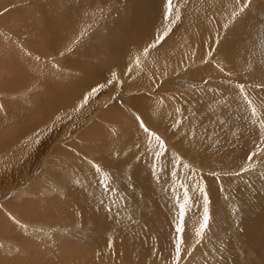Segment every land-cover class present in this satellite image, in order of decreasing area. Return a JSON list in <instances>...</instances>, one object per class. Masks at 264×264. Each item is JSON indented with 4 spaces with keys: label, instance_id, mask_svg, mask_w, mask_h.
Segmentation results:
<instances>
[{
    "label": "rangeland",
    "instance_id": "1",
    "mask_svg": "<svg viewBox=\"0 0 264 264\" xmlns=\"http://www.w3.org/2000/svg\"><path fill=\"white\" fill-rule=\"evenodd\" d=\"M52 1L53 2H51V0H0V39L3 42L8 41V44L6 43V48H14L15 51V54L8 56L0 51L3 55L2 61L5 55V57L13 58L12 62L16 60L18 65L19 63L21 64L20 66H24L25 62L29 61V63L32 64V70L35 69V74L40 76V78L31 85L22 86L23 84H19L17 81L13 80L15 79L16 73L12 64L10 68H13V74L5 71V66H1L2 61L0 59V79H2V81L5 79V84H0V166L2 163L5 165L0 168L5 167L6 170L7 168H12L10 172L7 173H5V168L3 173L0 169V177L1 180H6L3 179V177H7L8 173H12L13 175L11 178L7 177L6 181H0V217H2L3 222L8 221L7 225L9 227L0 232V264H43L44 262L45 264H59L60 261V264H62L65 258H68L67 261L70 262H65L64 264H172V258L174 256L173 242L176 238L174 229L179 223L178 206L180 203H183L181 198L185 190L182 185L187 186L193 204L189 206L184 218V252L180 264H264V255H261L264 254V249L259 253L257 251L258 249L249 243V241H256L264 246V152H261L258 157H254L255 171L242 172V168L247 166L245 157L251 151H259V149L264 146V129L260 128L258 118L251 116L244 101L235 106L228 101L220 99L221 88L219 89L218 87L219 85H232L236 88L239 83H244L246 84V90L249 91L248 94L250 98L254 103H258L257 105L259 106V102L257 101L261 98L257 99L256 96L254 97L253 90L257 91L258 88H256V84H261L263 82H245L239 79L240 82L238 83L237 76H234L233 70L227 68L228 64L225 62L227 66L223 67L224 61L221 58L217 59L216 44L209 42L211 38L208 40L209 37L214 36L212 32L206 34L207 38L203 35L205 38L202 36L203 40L200 38L198 41L199 43L204 41L206 47L198 46V42L196 41V48L191 51V56L199 52V58L202 56V59L200 58L199 61L200 63L197 62V64L194 63L190 65L186 63L187 65L184 64V67L181 65L175 69L170 67H167V69L166 66L157 68L152 65L150 67L151 64L149 65L148 63V67H146L147 64L145 66L144 64H140V69L143 68L142 66H144V68L142 71H139L144 75L142 78H139L141 81L136 79V83L141 82V89L137 87L139 83L135 85L131 83V85H133L131 86L128 76L122 77L123 79H119V76H117L115 84L109 83V78L106 79V75L100 78L98 76V78L88 77L79 66H74L71 63L78 59V61L88 64L86 61L88 59H82L80 55L69 54L66 49H63L66 45L65 41H62V44L61 42L59 43L58 46H61L60 50H55L51 47L52 45L49 47L48 38L43 37V34L34 35L32 37L36 32L35 27H32L34 22H40L41 20L39 18L44 19L41 16L43 15L46 17L45 13H51V10L52 13L60 12L63 14V9L61 8H64V13L66 14L67 7H69L68 5L72 0H69V2H66V0ZM75 1L77 2V0ZM232 1L236 3L235 0ZM253 1H256L255 6H252L255 11L251 10V12L257 16L256 18H261V21L263 19L264 24V16L259 17V10L263 9V5L260 0ZM259 1L260 3H258ZM184 2L185 5L187 3L188 8L185 10L186 12L183 13L184 15L182 14L183 17L181 21L175 25L172 32L161 44L163 47L161 48V46H158V48L152 50L151 53L156 51L161 57L164 48L169 50L174 47L178 48L179 43L180 45L182 44V42H180L182 41L181 39L180 41L178 40V42L176 40L174 43L171 42L174 40L175 33H183L188 30L187 36L198 34L196 30L198 27L195 21L199 13V15H204L207 12V16L206 14L205 16L210 20V22L207 23V27L213 28L211 30H216V36H218L220 42H222V38L224 40L225 37H228L227 35L229 34L227 33L232 31L233 27L237 26V24L235 25L237 20L243 18L246 14L242 13L236 18L235 22H233L230 18L226 19V16L221 19L222 17H219L217 13L215 15V12L209 9L211 4L208 3H211V0H184ZM54 4L56 7H54ZM117 6L116 11L124 9L123 6ZM236 7L237 4H235V8ZM207 8L209 10H207ZM111 10L112 9L109 8V11ZM124 11L126 10L124 9ZM187 11L190 12L187 13ZM209 11L213 13L211 14ZM101 13H107V10L99 8L98 10H87L81 15H74L70 8V13L68 12V15L71 18L73 17L72 23L76 25V21L79 20L78 16L88 14L90 15L88 20H90L93 16L98 18ZM211 15L214 17H211ZM81 18L84 19L85 17ZM101 18L102 17H99L97 20ZM132 19L133 15H130L129 19L128 16H125V24L128 25ZM92 21L93 20H91V22ZM61 23L65 24L64 22ZM94 23H96V21H93L90 25ZM224 23L225 25L230 23L229 27H225ZM164 25H166V23H164ZM182 25H189V27H182ZM108 26V29L113 28V24H109ZM80 31L75 32L72 42H82V35L85 30L82 32ZM195 31L196 33H194ZM79 32L81 34H79ZM101 32L103 33V31L99 30L94 34L98 35ZM76 38L79 40H76ZM106 38L107 37H103L101 39ZM74 39L76 41H74ZM218 39L215 38L214 40L218 41ZM257 40L258 43L255 50H257L256 52L258 53L261 52L259 57L263 59L264 38L257 37ZM196 42L193 41V44ZM33 44H38V46L34 47ZM88 44L89 43L84 45L83 49H88ZM180 45L179 48L182 47V45ZM93 46L96 55H98L97 53H102L104 55L105 60L98 62L104 69H107L110 60L107 51L100 44H93ZM171 46L174 47L171 48ZM258 46L262 48L260 49ZM210 48L212 49V59H209ZM87 51L91 52L92 50L90 49ZM81 52L82 51H80V54ZM139 55L136 54V56H133L139 58V60L141 57L142 60L144 54ZM78 56L80 58H78ZM126 57L128 61V55ZM145 57L149 59V61L151 60L148 56ZM145 57L143 60H145ZM177 57L180 58L176 59L180 61V64L182 61L184 62L185 57L182 56V54ZM147 61L148 60L143 62ZM3 64L4 63H2V65ZM207 64H209V66ZM170 65L173 67L171 63ZM217 66L220 68L222 66L224 73L221 72ZM128 67L129 64H126L123 69H116L114 74L118 75L117 73H121L123 70H126L128 73ZM202 67H204V69ZM2 69L5 71V75L4 72H1ZM205 69L218 71L222 76H219L220 74L218 75L217 72L218 76L207 74V72L205 73L202 71ZM167 70L170 73H166ZM225 71L228 74H226ZM193 73L199 74L200 78L191 76ZM63 74L65 77H63ZM96 79L99 80L97 81ZM143 79L147 80L145 81ZM209 79L214 80V82L215 80L218 81L216 83H210L208 82ZM77 80H85L86 82L91 80L93 82L97 81V84L95 82L92 83L94 86L99 85V83L105 85V87L98 92L104 95L102 94L99 97L96 96L97 93L95 96L88 99L87 105L84 104L83 107H79V109L75 110L71 115L67 113L68 115L64 117V120H68V122H65L66 126H63L59 135L53 137L47 135L48 137L46 136L43 138L38 136L37 133L31 132L29 128L35 124L42 126L49 123L50 126L55 127L61 123L57 122L61 120L60 116L57 117L54 112H50L49 110H46L47 113L45 114L40 111L39 106L44 103V107L47 109L48 104L45 102L47 99L46 95H48L56 85L66 81ZM2 81L0 80V83ZM10 81L14 84L13 87L6 86V83H10ZM149 81L150 83L148 84ZM39 82L40 84H38ZM196 83H199V85ZM110 85L114 86L112 91L109 90L112 89L109 88ZM16 86H18V88ZM3 87H5V89ZM133 88L135 91L132 90ZM10 89L14 90H11L13 94L9 91ZM20 90L25 93L22 91L20 92ZM142 95L144 97L146 96L147 102H152V117L145 114L143 116L140 114V116L138 114L139 110L135 115V113L127 109V112H125L127 113V117H124V121H130L129 126L136 125L132 126V128L129 127L131 131L129 128V130L119 128L117 129L119 131H112L111 135L113 137H110V139L107 138L108 140L104 139L112 143V146L115 144V146H113L115 150L109 151L110 155H106V157L104 150H97L96 148L95 154H84L85 152L83 153L82 150L85 149V146L93 142L90 130L92 126L89 124H104L105 108L113 109L115 106H118L119 104L115 101L120 103V107H122L121 103H124L123 101L126 102L128 100V102H130V98L133 97L132 99H134ZM98 97V100L104 98L102 101H107L108 103L106 102V105L112 104L108 107L103 103L102 106L101 103L98 104L96 101ZM239 98L243 100L242 95H240ZM121 100L122 102H120ZM238 107L241 109L239 108L238 110ZM95 108L97 109L95 110ZM242 108H245V110ZM133 110L135 111V109ZM228 110L234 113H230ZM235 112H240V114L236 113V116ZM229 113L233 117H231ZM217 114L219 116H217ZM128 115L131 116V118H129ZM137 115H139L143 121H147L146 124H150L148 128L150 127L149 129L151 131L156 132L163 139L167 146V152L159 148L158 142L155 139H152L151 142L148 143V137L138 126L137 120L134 119ZM42 116H44V119L40 122ZM90 116L91 118L88 122ZM122 117L123 116L120 115V118L113 123L117 124L121 122ZM151 119L157 120L158 123L156 122L157 124H154ZM238 121L240 122L238 123ZM131 123L135 124L131 125ZM136 126L139 129L135 128ZM107 129L111 132L109 127H107ZM128 131L129 133H126ZM48 132L49 128L47 127V134ZM7 133L10 134V142L13 145L12 148L7 145H2L9 143L7 140ZM17 133L22 136H27V139L30 140L26 142L32 140V146L38 148L36 151L38 153L37 157L34 153H30L32 151L35 152L30 148L24 154L25 159L20 161L27 165L31 162L29 168H25V164L21 167L22 164L17 161V157H20L23 152V146L21 147L20 145L25 142L23 139L19 140L18 143L11 140ZM40 139L42 140L40 141ZM70 140L72 142H70ZM104 142L100 141L101 144ZM235 144L237 145L236 147L234 146ZM76 145L79 147V153L74 151V147H77ZM239 145L243 148L241 149L242 151H240L243 155L239 152V154L237 153V151L240 150ZM15 147H20V149H15ZM233 147L234 149H232ZM88 149L94 150V147ZM234 150H237L236 153H234ZM61 151H64V153ZM228 151L235 155L237 154L236 156L245 157L236 158L230 155L231 153ZM13 153L16 155H13L12 159H8ZM154 153H160V155H154ZM205 153L209 156L212 155V157L209 159L206 158ZM83 156H85V158ZM89 159H91V161L93 160V162L88 163L90 161ZM14 162H16L17 165ZM69 162L72 164H69ZM93 164L99 165L101 172L97 173ZM83 165L84 168L82 167ZM79 167H81V169ZM103 167L109 172L103 169ZM110 169H112L111 172ZM233 172L234 174H232ZM237 172L241 174L237 175ZM75 173L77 174L75 175ZM213 173H215V175H213ZM17 174L21 176L19 175L18 177ZM71 174L74 176L73 179V176H70ZM78 174L80 175L77 176ZM87 175L89 178H84V176L86 177ZM137 175L140 178L138 181L135 179ZM105 182L110 184L111 191H105ZM54 186H56L57 189ZM200 189H204L207 192L211 214L208 231L206 230L204 233L203 241L197 236L203 215L201 207L203 205V193L199 191ZM214 192L217 198L213 197ZM230 197L231 199H229ZM51 199H56L57 201L55 202ZM50 200L51 202H49ZM229 200L231 201L229 202ZM52 201L54 203H52ZM21 204H29L30 207L28 209L30 211L22 209L20 206ZM90 204L93 205V208ZM258 205L263 208L260 209ZM94 209L100 210H96L99 213H94ZM24 211L30 212V214L25 216L26 212ZM64 214H66V216H64ZM84 214L85 216H83ZM47 215L49 217L53 216L54 218H49ZM93 215L102 216L104 219L110 216H112V218L116 217L117 219L110 218L113 220L111 221L113 225L104 224V228L102 229L101 227H103V225H95L96 223L93 220ZM55 217L57 218L56 221L54 220ZM83 218H85L86 221ZM17 221H19V224L16 223ZM260 228L263 229V236L259 235L262 234ZM254 233H258L257 235L259 237H257V235L256 237L259 238V240H257L256 237L254 238ZM252 234H254V236ZM205 237H207V241ZM216 240H218V243ZM62 244H64L63 246L65 247L67 245L72 249H78L76 253L72 252L74 259H72V253L71 255L67 254L61 257L59 253L57 255V247ZM213 245L216 247L215 250ZM72 246L76 247L73 248ZM39 247H41L42 250L38 249ZM50 248H53L51 249L52 251H48ZM41 251H47L50 252V254L54 253L55 256L49 254V257L42 258L38 256ZM44 257H46V255H44ZM59 257L60 259L58 261ZM50 258L52 260L51 262ZM53 258H56V260ZM61 258H63V261ZM69 258L72 260H69ZM261 259H263V261H261ZM48 260L50 263L47 262ZM53 260H55V262Z\"/></svg>",
    "mask_w": 264,
    "mask_h": 264
},
{
    "label": "bare ground",
    "instance_id": "2",
    "mask_svg": "<svg viewBox=\"0 0 264 264\" xmlns=\"http://www.w3.org/2000/svg\"><path fill=\"white\" fill-rule=\"evenodd\" d=\"M62 1V0H61ZM69 2V0H66V2ZM75 0H72L71 1V3L68 5L69 7H67V10H66V14L64 13L65 12V10H64V8H61V9H63V14H61L60 12H53L52 13V10H51V13H45L46 14V17L45 16H41V17H43L44 19H42V18H39L41 21L40 22H37V23H35L34 22V25L32 26L33 28L35 27V29H36V32L32 35V37L34 36V35H38V34H43V37H46V38H48V44H49V47H50V45H52L51 47H53V49H55V50H60V47L58 46L59 45V43L61 42V44H62V41H65V43H66V45L63 47V49L65 50H67L68 52H69V54H71V55H73V54H76V55H80V56H82L81 58L82 59H88L89 60V62H88V60H86L87 61V63L88 64H86V62H80V61H78V59L77 60H74V61H72L71 63H72V65H74V66H79L81 69H82V71H83V73H85V75H87L88 77H96V78H100V77H102V76H104V75H106L107 77H106V79L107 78H109L108 79V82L109 83H111V84H115V80H117L116 78H117V76H119V79H123L122 77H126V76H128L129 77V79H130V85H131V83L133 84V85H135V84H137V83H139V82H137L136 83V79H139V78H142V76L144 75L142 72H140L139 70H141L142 71V69L144 68V66L148 63L149 65H150V67L153 65V67H162V66H166V68L167 67H170V68H177V67H179V66H183L184 67V64H188L189 63V65L190 64H194V63H196L197 64V62L198 63H200L199 61H200V58L202 59V56L199 58V52L198 53H196V54H193L192 56H191V51L193 50V49H195L196 48V45L195 44H197V42L199 41V39L200 38H202V36L203 35H205V37L207 36L206 34L207 33H209V32H212V34H214V36L213 37H215V38H217L218 39V36H216V30L214 31V30H211V29H213V28H209V27H207V23H209L210 22V20H208L207 18H206V16H207V12L205 13L206 14V16H205V14L204 15H202V17H201V15H199V14H197V16H196V21H195V24H196V26L198 27V28H196V30H197V32H198V34H194V35H191V36H187V32H188V30L187 31H185V32H183V33H175V36H174V40H172L171 42L172 43H174L175 42V40L178 42V40L180 41V39L182 40V41H180V42H182V47L181 48H179V45H180V43H179V45H178V48H175L174 46H171V48L172 47H174L173 49H165L164 48V51H162V55H161V57H160V55H158L157 53H156V51H153L152 53H151V51L152 50H156V48L155 49H151L150 50V52H149V55H147L151 60L149 61V59H147L143 54H144V52H143V50L150 44V43H152V41L154 40V38H155V36H156V34L157 33H159V32H163L164 31V29H165V27H166V25H164V23H167V22H165L164 20H163V12H164V4H165V0H77V2L75 1ZM207 1H209V0H207ZM236 1V0H235ZM261 1V3H262V5H263V9H260L259 10V14H260V16L259 17H261V16H264V0H260ZM260 1L258 2V3H260ZM51 2H53L52 0H51ZM234 1H232V0H211V3H208V4H211L210 6L211 7H209V9H211L213 12H215V15H216V13H217V15H219V17L221 16L222 18L221 19H223L225 16H226V19L227 18H230V15H231V12L235 9V2L233 3ZM49 3V2H48ZM47 3V4H48ZM63 3V2H62ZM45 4V3H44ZM255 4H256V1H253L252 0V3H251V5H250V7L244 12V13H246L245 14V16L243 17V18H239L238 20H237V22L235 23V25L237 24V26L236 27H233L232 29V31H229L227 34H229V35H227L228 37H225L224 38V40H223V38H222V42H220V40L218 39V41H219V47L216 49L217 50V59L218 58H221L223 61H224V66L223 67H226L227 65H225V62L228 64V66H227V68L228 69H231V70H233V72H234V76H237L236 78L238 79V83L240 82V80H242V81H261V82H263L264 83V58L262 59V57H259L260 55H261V52L260 53H258V52H256L257 50H255V47L257 46V43H258V40H257V37H263L264 38V24H263V19H262V21L260 20L261 18H256L257 16H255V14H253V12H251V10H253V11H255L254 10V7L252 8V6L254 5L255 6ZM43 5V4H42ZM53 5V4H52ZM55 5V4H54ZM117 5H120V7L121 6H123L124 7V9L126 10V11H124V9L123 10H119V11H116L117 10V8L116 7H118ZM261 5V6H262ZM62 6V5H61ZM72 6V7H71ZM260 5L258 4V7H259ZM51 7V6H50ZM54 7H56V5L54 6ZM208 7V6H207ZM258 7H256V8H258ZM70 8H71V12L74 14V15H81L83 12H85V11H87V10H98L99 8H102V9H105V10H107V13H101V14H99V16H98V18L99 17H102L101 19H99V20H97L98 18H95L94 16V18L92 19L91 17V19L90 20H88V18H89V16L90 15H88V14H85V15H83V16H78V18H79V20L78 21H76V25H74L73 23H72V18L68 15V12L70 13ZM109 8L110 9H112L111 11H109ZM188 8V5H187V3H186V5H185V2H184V0H181V2H180V10L182 11V14L183 13H185L186 11V9ZM260 8V7H259ZM48 9V8H47ZM51 9V8H50ZM52 9H53V7H52ZM121 9V8H120ZM208 8H207V10H209ZM54 10V9H53ZM58 10V9H57ZM56 10V11H57ZM206 10V11H207ZM39 11V10H38ZM83 11V12H82ZM44 12V11H43ZM190 12V11H189ZM188 11H187V13H189ZM210 12V11H209ZM212 12V13H213ZM197 13V12H196ZM211 13V12H210ZM211 13V14H212ZM65 14V15H64ZM103 14V15H102ZM257 14V13H256ZM94 15V14H93ZM97 15V14H96ZM130 15H133V19H132V21L128 24V25H126L125 24V22H124V18H125V16H128V19L130 18ZM184 15V14H183ZM258 15V14H257ZM213 15H211V17H212ZM81 17H85L84 19H82ZM183 17V16H182ZM214 17V16H213ZM218 17V18H219ZM69 20H68V19ZM87 19V20H86ZM31 20V19H30ZM91 20H93V21H96V23H94V24H92V25H90V23H92L91 22ZM45 21V22H44ZM212 21V20H211ZM224 21V20H223ZM61 22H64L65 24H62ZM213 22V21H212ZM45 25H44V24ZM73 24V25H72ZM109 24H113V28L112 29H108V25ZM213 24H214V22H213ZM230 24V23H229ZM228 24V25H229ZM44 25V26H43ZM48 26V28H47V26ZM164 25V26H163ZM209 25V24H208ZM210 25H212V24H210ZM215 25V24H214ZM224 25H225V23H224ZM231 25H233V24H231ZM234 25V26H235ZM182 27H189V25H182ZM213 27V26H212ZM217 28V27H216ZM85 30V32H84V34L82 35V42H72V40H73V36H75V32H78V31H80V30ZM82 30V31H83ZM99 30H101V31H103V35L100 33V34H98V35H95L94 33L96 32V31H99ZM106 30V31H105ZM229 30V29H228ZM82 31H80V32H82ZM34 32V31H33ZM79 32V34H81ZM105 32H107V33H105ZM194 33H196V31L194 32ZM197 35H199V36H197ZM224 35H225V33H224ZM259 35H261V36H259ZM81 36V35H80ZM79 36V37H80ZM101 36V37H100ZM173 36V35H172ZM195 36H197V37H195ZM209 36H211V35H209ZM226 36V35H225ZM103 37H107L106 39H101V38H103ZM194 37H195V39H194ZM204 36H203V38H205ZM213 37H209L208 38V40L210 39L211 41H209V42H211V43H214L213 41H215L214 39L215 38H213ZM67 38H68V40H67ZM190 38H192V39H190ZM203 38H202V40H203ZM207 38V37H206ZM78 38H76V40H77ZM81 39V38H80ZM75 39H74V41H76ZM79 40V39H78ZM207 40V39H206ZM207 40V41H208ZM261 40V39H260ZM192 41V42H191ZM193 41L194 42H196V43H194L193 44ZM8 42V41H7ZM7 42H3L1 39H0V51L1 52H3V53H5L7 56L8 55H11V54H15V51H14V48L12 49V48H10V49H7L6 48V46H7ZM7 43V44H6ZM87 43H89L88 44V49L86 48V49H83V46L84 45H86ZM167 43H169V42H167ZM93 44H100V45H102L103 47H104V49L107 51V54H108V56H109V62H108V68L107 69H104L102 66H101V64L98 62V61H101V60H105V57H104V55L102 54V53H97L98 55H96L95 54V50H94V46H93ZM215 44V43H214ZM263 44V43H262ZM34 45V47L35 46H38V44H33ZM167 45V44H166ZM180 45V46H181ZM198 46H201V47H206L205 46V44H204V41L202 42H198V44H197ZM63 46V45H62ZM161 46V45H160ZM165 46V45H164ZM263 46V45H262ZM44 47V46H43ZM163 46H161V48H162ZM260 46H258V48H259ZM158 48V47H157ZM166 48H167V46H166ZM262 47H260V49H261ZM36 49V48H35ZM39 49H42V48H39ZM92 50L91 52L90 51H87V50ZM97 49V48H96ZM17 50V49H16ZM37 50V49H36ZM72 50H74V51H72ZM84 50V51H83ZM206 50V49H205ZM19 51V50H18ZM78 51V52H77ZM80 51H82L81 52V54H80ZM203 51H204V49H203ZM202 51V52H203ZM0 52V53H1ZM132 52V53H131ZM158 52V51H157ZM54 53H55V51H54ZM161 53V52H160ZM258 53V54H257ZM51 54V53H50ZM49 54V55H50ZM68 54V55H69ZM136 54H142L143 55V58L145 57V60H143V58H142V60H141V57H140V64L141 65H143L144 64V66H142L143 68L142 69H140V67L139 66H141L140 64H139V66H137L136 65V63H135V59H137V57H135L136 56ZM182 54V56H184L185 57V59H184V62L182 61L181 62V64L179 63L180 61H177L176 59H178L179 57H177L178 55H181ZM5 55V56H6ZM20 55V54H19ZM128 55V61H127V56ZM133 55H135V56H133ZM201 55H202V53H201ZM4 56V59H3V61H2V58H3V55H2V53L0 54V59H1V61H2V63H4L3 65H2V63H1V66L2 67H4L5 66V71H8V72H10V73H12L13 71V68L15 69V73H16V76H15V79H13L14 81H17L19 84H23L22 86H24V85H31L34 81L36 82L37 81V79H39L40 78V76L39 75H37V74H35V69H33L32 70V64H30L29 63V61L28 62H25V64H24V66H20L21 64L19 63V65L17 64V62H16V60H14L13 62H12V60H13V58H8V57H5ZM14 56V55H13ZM16 56V55H15ZM51 56V55H50ZM54 56V55H53ZM139 56H141V55H139ZM138 56V57H139ZM16 57H18V56H16ZM39 57V56H38ZM9 60H8V59ZM78 58H80L79 56H78ZM162 58V59H161ZM75 59V58H74ZM180 59V58H179ZM45 60V59H44ZM49 60H50V57H49ZM56 60V59H55ZM80 60V59H79ZM146 60H148L147 62H143V61H146ZM182 60V59H181ZM53 61V60H52ZM127 61V62H126ZM215 61V60H214ZM12 62V63H11ZM80 62V63H79ZM161 62V63H160ZM218 62V61H217ZM222 62V61H221ZM23 63V62H22ZM170 63L173 65V67H171V65H170ZM204 63V62H203ZM11 64H12V66H13V68H10V66H11ZM55 64H56V62H55ZM63 64H65V63H63ZM70 64V63H69ZM126 64H129V67L131 66V72H126V70H123L121 73H117L118 75H115L114 74V71L116 70V69H123L125 66H126ZM135 64V65H134ZM148 64L146 65V67H148ZM186 64V65H187ZM222 64V63H221ZM222 64V65H223ZM71 65V64H70ZM178 65V66H177ZM208 66H209V64H207ZM213 65V64H212ZM6 66H8V67H6ZM128 67V68H129ZM149 67V68H150ZM197 67V66H196ZM205 67V66H204ZM204 67H202L203 69H204ZM222 67V66H221ZM222 67V68H223ZM156 68V69H157ZM192 68H194V67H192ZM220 68V67H219ZM4 69V68H3ZM3 69L1 70V72H4V75H5V71H3ZM63 69V68H62ZM76 69V68H75ZM148 69V68H147ZM152 69V68H151ZM153 69H155V68H153ZM168 69V68H167ZM227 69V70H228ZM160 70V69H159ZM162 70V69H161ZM166 70V69H165ZM179 70V69H178ZM182 70V69H181ZM185 70V69H184ZM216 70V69H215ZM226 70V69H225ZM47 71V70H46ZM81 71V70H80ZM183 71V70H182ZM202 71H204L205 73L207 72V74H214V75H217V73H218V75L220 74L218 71H213L212 69H205V70H202ZM57 72V71H56ZM164 72V71H163ZM170 73L168 70L166 71V73ZM199 72H201V71H199ZM217 72V73H216ZM226 72V71H225ZM7 73V72H6ZM53 73V72H52ZM72 73V72H71ZM80 73V72H79ZM204 73V74H205ZM224 73V72H223ZM222 73V74H223ZM1 74H3V73H1ZM9 74V73H8ZM13 74V73H12ZM57 74V73H56ZM146 74V73H145ZM191 74H192V72H191ZM190 74V75H191ZM226 74H228L227 72H226ZM233 74V73H232ZM7 75V74H6ZM53 75V74H52ZM64 75V74H63ZM63 75H61V76H63ZM217 75V76H218ZM13 76V75H12ZM57 76V75H56ZM98 76V77H97ZM191 76H197V77H199L200 75L198 74H196V73H193V75H191ZM219 76H222L221 74L219 75ZM54 77V76H53ZM63 77H65V75L63 76ZM228 77H229V75H228ZM7 78V77H6ZM14 78V77H13ZM43 78V77H42ZM144 78H145V76H144ZM200 78V77H199ZM209 78V77H208ZM125 79H127V78H125ZM221 79V78H220ZM240 79V80H239ZM1 81H2V79H0ZM5 80V79H4ZM2 81L0 84H5L4 82L5 81ZM8 80V79H7ZM13 80H12V82H13ZM42 80V79H41ZM52 80V79H51ZM50 80V81H51ZM80 80V79H79ZM79 80H77V81H66V82H62L61 84H58V85H56L54 88H53V90L51 91V92H49V94L48 95H46L47 96V99L45 100V102H47V104H48V107H47V109H46V107H44V103L41 105V106H39L40 107V111L41 112H44L45 114L47 113L46 112V110H49L50 112H54L55 114H56V116L58 117V116H60L61 117V120H58L57 122L59 123V122H61V123H59L57 126H55V127H52V126H50V124L49 123H47V124H45V125H42V126H40V125H38V124H35V125H32L29 129L31 130V132H33V133H37L38 134V136H40V137H43V138H45L47 135L48 136H56V135H59L60 134V131H61V129L63 128V126L65 125L66 126V123L68 122V120H64L65 118V116H67L68 114L69 115H71V114H73L74 112H75V110H78L79 109V107H80V105H81V103L83 102V100H84V98H85V96L91 91V89H93V88H95V87H97L96 85L94 86L92 83H96L97 81H89V82H86L85 80H82V81H79ZM140 80V79H139ZM143 80H147V79H143ZM9 81V80H8ZM53 81V80H52ZM58 81V80H57ZM102 81V80H101ZM138 81V80H137ZM141 81V80H140ZM218 81V80H217ZM216 80H215V82H214V80H211V79H209L208 80V82H210V83H216L217 82ZM41 82V81H40ZM40 82L38 83V84H40ZM100 82V81H99ZM98 82V83H99ZM104 82V81H103ZM121 82V81H120ZM125 82V81H124ZM135 82V83H134ZM142 82H144V81H142ZM198 82V81H197ZM228 82V81H227ZM235 82V81H234ZM42 83V82H41ZM45 83V82H44ZM53 83V82H52ZM141 83V82H140ZM137 84V87L139 88V89H141V84ZM145 83V82H144ZM150 83V81L148 82V84ZM2 84V85H3ZM15 84H16V82H15ZM35 84V83H34ZM97 84V83H96ZM107 84V83H106ZM143 84V83H142ZM146 84V83H145ZM196 84H198L199 85V83H196ZM221 84V83H220ZM235 84V83H234ZM233 84V85H234ZM240 84V83H239ZM251 84V83H250ZM252 84H254V83H252ZM10 86V87H13V83H11V81H10V83H6V86ZM41 85H43V84H41ZM99 85H101L100 83H99ZM133 85H131V86H133ZM207 85V84H206ZM214 85V84H213ZM224 85V84H223ZM246 85V84H245ZM257 85V84H256ZM5 86V85H4ZM34 86V85H33ZM39 86V85H38ZM127 86H129V85H127ZM140 86V87H139ZM215 86V85H214ZM17 88H18V86H16ZM21 87V86H20ZM32 87V86H31ZM35 87H37V86H35ZM45 87V86H44ZM147 87V86H146ZM199 87V86H198ZM201 87V86H200ZM216 87V86H215ZM219 87V89L221 88V97H220V99H222V100H225V101H228L229 103H231V104H233V105H235L236 106V104H240V103H242L243 102V100H241L239 97H240V95H242V93L240 92V90L236 87H234V86H232V85H228V86H222V85H219L218 86ZM4 89H5V87H3ZM17 88H14V89H17ZM43 88V87H42ZM109 88H112V89H109ZM109 90H113L114 89V86L113 85H110L109 86ZM129 88V87H128ZM127 88V89H128ZM135 88V87H134ZM134 88L132 89V90H134ZM24 89H26V88H24ZM37 89V88H36ZM49 89V88H48ZM124 89V88H123ZM136 89V88H135ZM202 89V88H201ZM218 89V88H217ZM217 89H214V90H217ZM256 89V88H255ZM14 91L13 89H10L9 91ZM27 90V89H26ZM25 90V91H26ZM109 90H107V91H109ZM130 90V89H129ZM137 90V89H136ZM146 90V89H145ZM11 91V92H12ZM22 90H20V92H21ZM48 91V90H47ZM135 91V90H134ZM247 91V90H246ZM22 92H24V91H22ZM104 92H106V91H104ZM114 92V91H113ZM140 92V91H139ZM220 92V91H219ZM247 92H249V91H247ZM19 93V92H18ZM25 93V92H24ZM217 93H218V91H217ZM12 94H13V92H12ZM103 94V93H102ZM101 93H98L96 96H101L102 95ZM107 94V93H106ZM113 94V93H112ZM6 95V94H5ZM8 95V94H7ZM26 95V94H25ZM104 95V94H103ZM114 95V94H113ZM250 95H251V93H250ZM253 95H254V97L256 96V98L257 99H260V98H264V90H257V91H254L253 90ZM16 96V95H15ZM220 96V95H219ZM99 97L96 99V101L98 102V104H100L101 103V105L103 106V103L105 104L107 101H102V100H104V98H102L101 100H98L99 99ZM109 97V96H108ZM135 97V96H134ZM146 97V96H145ZM143 95L141 96V97H138V98H134V99H132V98H130L129 99V101L130 102H128V100L125 102V101H123L124 103H121L122 105V107H120V103H118L117 101H115L117 104H119L118 106H115L113 109H108V108H105L106 110L104 111V124H99L98 125V123L97 124H95V123H92V124H89V125H91L92 127L90 128V130H91V136H92V138H93V142L91 143V144H89L88 146H85V149L84 150H82L83 151V153L84 154H95V148L97 149V150H99V149H101V150H104L105 152V157H106V155H110L109 153V151H113V150H115V148L113 147V146H115V144L112 146V143H109V142H107V141H105L104 139H110V137H113L112 135H111V133H112V131H119V130H117V129H119V128H122V129H124V130H129L130 128L129 127H131L132 128V126H135L136 124L135 123H131V125L132 124H135V125H132V126H129L130 125V121L128 122V120L127 121H124L125 119H124V117L126 118L127 117V113H125V112H127V109L128 110H130V111H132V113H135V115L137 114V111L139 110V115L140 114H142V116L145 114V115H147V116H149V117H152V112H151V110H152V102H147V98H145ZM211 97H212V95H211ZM27 98V97H26ZM107 98V97H106ZM115 98H117V97H115ZM127 98V97H126ZM94 99V100H95ZM111 99V98H110ZM132 99V100H131ZM206 99H208V98H206ZM118 100H120V99H118ZM150 101V100H149ZM90 102V101H89ZM109 102H110V100H109ZM114 102V103H115ZM120 102H122V100L120 101ZM257 102H259V101H257ZM108 103V102H107ZM111 103V102H110ZM222 103V102H221ZM8 104V103H7ZM11 104V103H10ZM87 104H88V102H87ZM86 104V105H87ZM96 104V103H95ZM112 104V103H111ZM111 104H108V105H106L105 104V106H110ZM245 104V103H244ZM243 104V105H244ZM258 104V103H257ZM16 105V104H15ZM28 105V104H27ZM126 105V106H125ZM134 107H133V106ZM230 105V104H229ZM24 106V105H23ZM226 106V105H225ZM242 106V105H241ZM246 106V105H245ZM244 106V107H245ZM22 107V106H21ZM27 107V106H26ZM31 107V106H30ZM224 107V106H223ZM228 107V106H227ZM43 108H44V111H43ZM136 108H137V110H136ZM233 108V107H232ZM236 108V107H235ZM239 108L240 107H238V110H239ZM6 109V108H5ZM97 108H95V110H96ZM125 109V110H124ZM133 109H135V111L133 110ZM223 109V108H222ZM234 109V108H233ZM241 109V108H240ZM242 109H244L245 110V108H242ZM236 110V109H235ZM3 111V110H2ZM149 111V112H148ZM224 111V110H223ZM228 111H230V110H228ZM231 111H232V109H231ZM230 111V113H234V112H231ZM234 111V110H233ZM33 112V111H32ZM97 112V111H96ZM68 113V114H67ZM95 113V112H94ZM230 113H229V115H230ZM236 113H238V114H240V112H235V115H236ZM24 114V113H23ZM27 114V113H26ZM44 114V115H45ZM66 114V115H65ZM116 114H120V115H122L123 117L121 118V122H118L117 124H115V123H113V122H115L116 120H118L119 118H120V115H116ZM221 114V113H220ZM227 114V113H226ZM37 115V114H36ZM35 115V116H36ZM94 115V114H93ZM93 115H91V116H93ZM134 115V114H133ZM214 115V114H213ZM225 115V114H224ZM234 115V116H235ZM91 116L88 118V122L90 121V118H91ZM129 116V115H128ZM141 116V115H140ZM215 116V115H214ZM213 116V117H214ZM217 116H219L218 114H217ZM226 116V115H225ZM231 116V115H230ZM237 116V115H236ZM235 116V117H236ZM231 117H233V116H231ZM129 118H131V116H129ZM133 118V117H132ZM237 118V117H236ZM43 119H44V116H42L41 117V121L40 122H42L43 121ZM128 119V118H127ZM134 119H136V118H134ZM134 119H133V121H134ZM163 119H165V118H163ZM229 119V118H228ZM111 120H112V122H111ZM235 120V119H234ZM67 121V122H66ZM151 121L152 122H154V124L157 122V120L155 121V120H152L151 119ZM228 121V120H227ZM39 122V123H40ZM66 122V123H65ZM137 122V121H136ZM147 122V121H146ZM146 122L144 121V123L146 124ZM240 121H238V123H239ZM158 123V122H157ZM156 123V124H157ZM138 124V123H137ZM147 126L149 125L150 126V124L148 123V124H146ZM162 125V124H161ZM138 126H139V124H138ZM34 127H36V128H34ZM47 127L49 128V132H48V134H47ZM107 127H109V129H110V131L111 132H109V130L107 129ZM129 128V129H128ZM135 128H137V126L135 127ZM150 128V127H149ZM246 128V127H245ZM38 129V130H37ZM137 129H139V128H137ZM121 130V129H120ZM8 131V130H7ZM64 131V130H63ZM130 131H131V129H130ZM143 131V130H142ZM133 132V131H132ZM126 133H129V131L128 132H126ZM134 133V132H133ZM140 133V132H139ZM142 133V132H141ZM8 134V133H7ZM75 134V133H74ZM47 136V137H48ZM84 136V135H83ZM143 136V135H142ZM117 137V136H116ZM24 140L25 142H23V143H21V147L23 146V152H22V155L20 156V157H17V161H21V160H23V159H25L24 158V154L26 153V151L28 150V149H32V150H34L35 152H33L32 150V152H30V153H34L35 155H36V157H37V155H38V153L36 152L37 150H38V148L37 147H34V146H32V140L30 141V142H26L27 140H30V139H27V136H22V135H20V134H16L15 136H13L12 138H11V140L12 141H15V142H17L18 143V141L19 140ZM49 139V138H48ZM107 139V140H108ZM118 139V138H117ZM116 139V140H117ZM120 139V138H119ZM7 140H8V144H2V145H7V146H9V147H13V145H12V143L10 142V134H8V138H7ZM42 139H40V141H41ZM61 140V139H60ZM112 140V139H111ZM113 140H114V138H113ZM115 140V141H116ZM144 140V139H143ZM6 141V140H5ZM58 141V140H57ZM100 141L101 142H104V143H100ZM70 142H72L71 140H70ZM75 142V141H74ZM107 142V143H106ZM113 142V141H112ZM114 143V142H113ZM116 143V142H115ZM240 143V142H239ZM246 143V142H245ZM35 144V143H34ZM94 144H96V145H94ZM124 144V143H123ZM172 145V144H171ZM240 145H241V143H240ZM239 145V148H240V150L239 151H237V150H234L235 152L234 153H236V151H237V153L239 152L240 153V151H242L241 149H243L241 146ZM244 145V144H243ZM252 145V144H251ZM77 146V145H76ZM235 147L237 146L236 144L234 145ZM42 147V146H41ZM94 147V150H90V149H88V148H93ZM232 147V146H231ZM78 146L77 147H74V151L75 152H77V153H79V151H78ZM15 149H20V147H15ZM67 149V148H66ZM232 149H234V147L232 148ZM170 150V149H169ZM172 150V149H171ZM61 152H63L64 153V151H61ZM102 152V151H101ZM228 152H230V151H228ZM210 153V152H209ZM231 153V152H230ZM238 153V154H239ZM102 154V153H101ZM241 155H243L242 154V152L240 153ZM13 155H16L15 153H13V154H11L9 157H8V159H12V157H13ZM79 155V154H78ZM104 155V154H103ZM113 155V154H112ZM230 155H232V156H235L236 158H241V157H245V156H236L235 154H233V153H231ZM65 156V155H64ZM68 156V155H67ZM72 156V155H71ZM70 156V157H71ZM86 156V155H85ZM85 156H83L84 158H85ZM231 156V157H232ZM27 157V156H26ZM205 157L206 158H211L212 157V155L211 156H209V155H207L206 153H205ZM230 158V157H229ZM7 159V160H8ZM28 159V158H27ZM71 159H73V158H71ZM77 159V158H76ZM30 160V159H29ZM90 161L89 162H93V160L91 161V159H89ZM242 160V159H241ZM67 161H69V160H67ZM6 162V161H5ZM28 162V161H27ZM77 162H79V161H77ZM88 162V163H89ZM15 164H16V162H14ZM21 163V162H20ZM71 162H69V164H70ZM81 163V162H80ZM83 163H85V162H83ZM11 164H12V161H11ZM22 165H21V167L24 165V167L26 168V167H30L31 166V162L30 163H28V165L26 164V163H21ZM65 164V163H64ZM63 164V165H64ZM72 164V163H71ZM75 164V163H74ZM86 164V163H85ZM128 164V163H127ZM5 165V164H4ZM3 165V163H2V165L0 166V167H3L4 166ZM17 165V164H16ZM32 165H33V163H32ZM53 165V164H52ZM82 165V164H81ZM65 166V165H64ZM119 166V165H118ZM7 167V166H6ZM18 167V166H17ZM61 167V166H60ZM83 168H84V165L82 166ZM107 167V166H106ZM5 168V167H4ZM4 168H0L1 169V171H2V173L4 172ZM24 168V169H25ZM64 168V167H63ZM73 168V167H72ZM80 169H81V167H79ZM85 168H87V167H85ZM108 168V167H107ZM12 168H7V170H6V168H5V173H7V172H10V170H11ZM103 169H105V170H107L105 167H103ZM120 169V168H119ZM84 170H86V169H84ZM104 170V172L106 173V171ZM108 170H109V168H108ZM107 170V172H109ZM111 170L112 169H110V172H111ZM140 170V169H139ZM18 171H20V170H18ZM23 171H25V170H23ZM22 171V172H23ZM30 171V170H29ZM21 172V171H20ZM28 172V171H27ZM257 172V171H256ZM259 172V171H258ZM25 173V172H24ZM67 173V172H66ZM74 173V172H73ZM90 173V172H89ZM94 173V172H93ZM228 173V172H227ZM21 174V173H20ZM19 174V175H20ZM41 174V173H40ZM77 173H75V175H76ZM232 174H234V172L232 173ZM18 175V174H17ZM19 175H18V177H19ZM25 175H26V173H25ZM58 175V174H57ZM80 174H78L77 176H79ZM85 175V174H84ZM11 176H13L12 175V173H8L7 174V177H9V178H11ZM21 176V175H20ZM70 176H73L72 174L70 175ZM235 176V175H234ZM7 177H3V179H6L7 180ZM80 177H82V176H80ZM88 177V175L85 177L84 176V178H87ZM74 178V176L72 177V179ZM84 178H82V179H84ZM89 178V177H88ZM81 179V178H80ZM137 181L138 180H140V178L138 177V175H137V177L135 178ZM150 179V178H149ZM148 179V180H149ZM6 180H1V177H0V181L1 182H3V181H6ZM78 180V179H77ZM89 180V179H88ZM91 180V179H90ZM143 180V179H142ZM45 181V180H44ZM210 181V180H209ZM225 181V180H224ZM145 182V181H144ZM49 183V182H48ZM215 185V184H214ZM71 186V185H70ZM55 188H56V186H54ZM18 189V188H17ZM27 189V188H26ZM57 189V188H56ZM60 189V188H59ZM235 191V190H234ZM21 192V191H20ZM26 193V192H25ZM62 193H64V192H62ZM19 194V193H18ZM17 194V195H18ZM58 194V193H57ZM56 194V195H57ZM65 194H66V192H65ZM213 197H215V198H217V195H216V193L214 192V194H213ZM229 199H231V197L229 198ZM51 200H53V201H57L56 199H51ZM51 200L49 201V202H51ZM52 201V203H54ZM231 200H229V202H230ZM59 202V201H58ZM51 203V204H52ZM91 205V204H90ZM21 207H22V209H25L26 211H30L28 208L30 207V205L29 204H27V205H25V204H21L20 205ZM48 206H50V205H48ZM66 206V205H65ZM259 206V205H258ZM91 207L93 208V205H91ZM260 207V209H262L261 208V206H259ZM231 208V207H230ZM51 209V208H50ZM228 209V208H227ZM259 209V210H260ZM97 211H100V210H98V209H96ZM95 209H94V213L95 212H97ZM26 211H24V212H26ZM49 211V210H48ZM51 211V210H50ZM54 211V210H53ZM52 211V212H53ZM56 211V210H55ZM65 211V210H64ZM263 211H264V208H263ZM57 212V211H56ZM59 212V211H58ZM67 212V211H66ZM227 212V211H226ZM45 213H47V212H45ZM84 213V212H83ZM97 213H99V212H97ZM260 213V212H259ZM30 214V212H26L25 213V216H27V215H29ZM66 214H68V213H66ZM66 214H64V216H66ZM48 216V215H47ZM60 216H62V215H60ZM83 216H85V214L83 215ZM49 217V216H48ZM53 217V216H52ZM52 217H49V218H52ZM68 217V216H67ZM69 217L71 218V216L69 215ZM93 217V220H94V222L96 223L95 225H97V226H99V225H103V227H101L102 229L104 228V224H111V225H113L112 224V222L111 221H113V220H111V219H113V218H116V217H113L112 218V216H110L109 218H103L102 216H99V215H93L92 216ZM14 218V217H13ZM48 218V219H49ZM54 218V217H53ZM65 218V217H64ZM111 218V219H110ZM84 220H85V218H83ZM89 219V218H88ZM117 219V218H116ZM257 219V218H256ZM259 219V218H258ZM55 221L57 220V218L55 217V219H54ZM62 220V219H61ZM52 221V220H51ZM86 221V220H85ZM88 221V220H87ZM7 222L8 221H6V222H3L2 221V217H0V232H2V230L3 229H5L6 230V228L8 227V225H7ZM117 222V221H116ZM256 222V221H255ZM254 222V223H255ZM259 222V221H258ZM262 222V221H261ZM115 223V222H114ZM2 224V225H1ZM51 224H52V222H51ZM48 225V224H47ZM254 225V224H253ZM257 225V224H256ZM264 225V224H263ZM259 227V226H258ZM261 227H263V226H261ZM9 228V227H8ZM10 228H11V226H10ZM46 228V227H45ZM255 228V227H254ZM257 229V228H256ZM261 229V228H260ZM264 229V228H263ZM263 229H261V233L262 234H259V235H261V236H263V232H262V230ZM208 231V230H207ZM14 232V231H13ZM258 233H259V231H258ZM257 233V234H258ZM255 234V233H254ZM254 234H252L253 236H254ZM257 234H255V236H254V238L256 237V235ZM251 235V236H252ZM251 236H249V237H251ZM204 237V236H203ZM257 237H259L258 235H257ZM256 237V238H257ZM206 238V241H207V237H205ZM214 238V237H213ZM252 238V237H251ZM262 238V237H261ZM195 239V238H194ZM210 239V238H209ZM208 239V240H209ZM253 239V238H252ZM215 240V239H214ZM238 240V239H237ZM254 240V239H253ZM257 240H259V238H257ZM203 241V240H202ZM217 241V243H218V240H216ZM215 241V242H216ZM5 242V241H4ZM198 242V241H197ZM196 242V243H197ZM252 242V243H251ZM249 241V243L252 245V246H255L256 247V249H258L257 251L260 253V251L261 250H263L264 249V246H262V245H260L259 243H257L256 241ZM194 244V243H193ZM64 244H62V245H60L59 247H57L58 249V251H57V255H58V253H59V256L61 257V256H63V255H67V254H70L71 255V253L72 252H75L76 253V251H78V249L77 250H75V249H72V248H70L69 246H67L66 245V247L65 246H63ZM70 245V244H69ZM73 245V244H72ZM196 245V244H195ZM197 245H199V244H197ZM202 245V244H201ZM211 245V244H210ZM241 245V244H240ZM247 245H249V244H247ZM214 247V250H215V245H213ZM38 247V246H37ZM73 248H75L76 246H72ZM205 247V246H204ZM219 247V246H218ZM81 248V247H80ZM212 248V249H213ZM38 249H41V247H39ZM51 249H53V248H50V250L48 249V251H52ZM250 249V248H249ZM252 249V248H251ZM42 250V249H41ZM47 250V249H46ZM74 250V251H73ZM80 250H82V249H80ZM84 250V249H83ZM240 250H241V248H240ZM197 251H199V250H197ZM201 251V250H200ZM253 251V250H252ZM256 251V250H255ZM85 252H86V250H85ZM167 252V251H166ZM165 252V253H166ZM39 253V252H38ZM87 253V252H86ZM250 253V252H249ZM253 253H255V252H253ZM257 253V252H256ZM50 252H47V251H45V252H40L39 253V255L38 256H40V257H42V258H47V257H49L50 255H53V256H55L54 255V253L52 254H50ZM61 254V255H60ZM44 255H46V257H44ZM56 255V256H57ZM75 255V254H74ZM258 255V254H257ZM260 255V254H259ZM261 255H264V254H261ZM37 256V257H38ZM72 259H74V257H73V253H72ZM256 256V255H255ZM33 257V256H32ZM60 257L58 258V261H59V259H60ZM68 257V256H67ZM261 257V256H260ZM212 258V257H211ZM249 258V257H248ZM53 259H55L56 260V258H53ZM66 259V258H65ZM64 259V263L65 262H70V261H67L68 260V258L65 260ZM71 258H69V260H70ZM71 259V260H72ZM249 259H251V258H249ZM41 260H43V259H41ZM40 260V261H41ZM55 260H53L54 262H55ZM61 260L63 261V258H61ZM44 261V260H43ZM52 260H51V258H50V262H51ZM261 261H263V259H261ZM47 262H49V260L47 261ZM49 262V263H50ZM60 263H61V261H60ZM59 263V264H60ZM64 263H62V264H64ZM22 264V263H21ZM36 264V263H35ZM43 264H45V262L43 263ZM47 264V263H46ZM55 264V263H54ZM253 264V263H252Z\"/></svg>",
    "mask_w": 264,
    "mask_h": 264
},
{
    "label": "snow or ice",
    "instance_id": "3",
    "mask_svg": "<svg viewBox=\"0 0 264 264\" xmlns=\"http://www.w3.org/2000/svg\"><path fill=\"white\" fill-rule=\"evenodd\" d=\"M180 2L181 0H165L164 4V12H163V20L166 23V27L163 32H159L156 34L154 40L152 43H150L144 50V55H149V52L151 49H155L158 46H160L168 37V35L172 32L173 28L177 23H179L182 19V11L180 10ZM252 3V0H236L237 7L231 12L230 19L235 22L236 18L239 17L242 13L246 11L247 8L250 7ZM225 27H229V25H225ZM216 44V47H219V41H214ZM212 49H209V59H212ZM136 65L139 66L140 61L139 58L135 61ZM219 67V66H217ZM131 66L127 69L128 72H131ZM221 72L224 71V69L221 67L219 68ZM230 75V73H229ZM105 85H98L97 87L91 89V91L85 96L83 102L81 103L80 107H83L84 104L88 102V99L95 96L101 89H103ZM238 89L242 93V99L244 103L247 105L248 110L251 113L252 117H257L259 120V126L261 129H264V98H261L259 100V106L257 103H254L253 100L250 98L248 92L246 91V85L244 83L238 84ZM256 88L264 90V83L257 84ZM136 120L139 124V127L143 130V132L148 137V143L151 142L152 139H155L158 142L159 148H162L165 152H167V146L163 139L154 131H151L148 126L144 123L143 119L137 115ZM261 152H264V146H262L259 151H251L246 157V167L242 168V172H252L255 171V160L254 157H258ZM154 155H160V153H154ZM91 163V162H89ZM93 167L96 169L97 173L101 172V168L97 164H93ZM237 175H240V172L236 173ZM215 175V173H213ZM184 187V192L182 196L183 203H180L178 206V212H179V223L175 226V233L176 238L173 242L174 246V256L172 258V264H180V261L182 259V254L184 252V240H183V233L185 231V225H184V218L186 215V212L190 205L193 204V201L191 197L189 196V192L186 185H182ZM105 191H111L110 184L105 182ZM201 193H203V205L202 207V223L199 225V231L197 232V236L202 240L203 235L206 232V230L209 227V222L211 219L210 209H209V199L207 192L204 189L199 190ZM110 210V209H109ZM14 219V218H13ZM19 224V221L16 222ZM23 227V226H21ZM199 242V241H198Z\"/></svg>",
    "mask_w": 264,
    "mask_h": 264
}]
</instances>
